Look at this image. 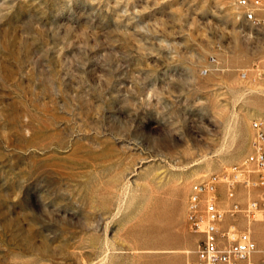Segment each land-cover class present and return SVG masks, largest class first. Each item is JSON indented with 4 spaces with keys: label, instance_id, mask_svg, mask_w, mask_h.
I'll return each mask as SVG.
<instances>
[{
    "label": "rangeland",
    "instance_id": "374dc122",
    "mask_svg": "<svg viewBox=\"0 0 264 264\" xmlns=\"http://www.w3.org/2000/svg\"><path fill=\"white\" fill-rule=\"evenodd\" d=\"M242 10L0 0V264L193 257L191 180L229 176L250 121L264 126V0L257 24ZM217 191L226 208L222 182ZM248 194L237 182V201ZM251 229L262 244L263 223Z\"/></svg>",
    "mask_w": 264,
    "mask_h": 264
},
{
    "label": "built area",
    "instance_id": "2783aa9c",
    "mask_svg": "<svg viewBox=\"0 0 264 264\" xmlns=\"http://www.w3.org/2000/svg\"><path fill=\"white\" fill-rule=\"evenodd\" d=\"M261 2L236 0V5L243 7L244 19L259 23L255 10ZM250 128L254 138L240 163L231 167L236 170L229 176L224 170L206 173L189 184L185 217L200 236L192 251L193 257L185 264H264V238L263 245H258L251 231L253 222L261 221L264 225V126L252 119ZM241 166L250 170V174L238 170ZM221 182L229 201L226 208L218 205L217 187ZM237 182L250 193L243 203L235 198ZM239 214L243 217L241 226Z\"/></svg>",
    "mask_w": 264,
    "mask_h": 264
},
{
    "label": "bare ground",
    "instance_id": "6f19581e",
    "mask_svg": "<svg viewBox=\"0 0 264 264\" xmlns=\"http://www.w3.org/2000/svg\"><path fill=\"white\" fill-rule=\"evenodd\" d=\"M249 21H251V20H249ZM253 23L257 24V21H253ZM251 231H252V229H251Z\"/></svg>",
    "mask_w": 264,
    "mask_h": 264
},
{
    "label": "crops",
    "instance_id": "0c3cea01",
    "mask_svg": "<svg viewBox=\"0 0 264 264\" xmlns=\"http://www.w3.org/2000/svg\"><path fill=\"white\" fill-rule=\"evenodd\" d=\"M259 245H263V242H262V244H259Z\"/></svg>",
    "mask_w": 264,
    "mask_h": 264
}]
</instances>
